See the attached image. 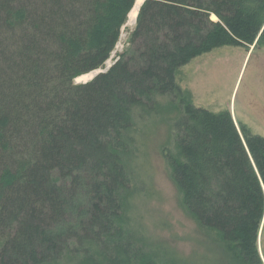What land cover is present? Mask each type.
I'll return each instance as SVG.
<instances>
[{"label":"trees","instance_id":"trees-1","mask_svg":"<svg viewBox=\"0 0 264 264\" xmlns=\"http://www.w3.org/2000/svg\"><path fill=\"white\" fill-rule=\"evenodd\" d=\"M134 1L0 0V264H157L122 225L129 132L157 98L177 110L168 162L184 210L228 263L263 264L264 137L195 106L174 76L263 39L264 0H145L129 46L75 83L104 68Z\"/></svg>","mask_w":264,"mask_h":264},{"label":"rangeland","instance_id":"rangeland-1","mask_svg":"<svg viewBox=\"0 0 264 264\" xmlns=\"http://www.w3.org/2000/svg\"><path fill=\"white\" fill-rule=\"evenodd\" d=\"M135 25L126 21L104 68L95 73L106 70L129 46ZM174 78L195 106L213 112L228 110L239 131L244 124L264 137V38L250 46L226 45L202 53L176 69ZM156 100L165 104L163 108L152 116L135 119L129 132L132 143L123 160L130 189L122 225L145 242L157 264H168L169 260L180 264H232L228 263L230 258L226 260L225 254H220L212 235L184 210L168 162L176 155L171 119L177 110L168 109L166 98ZM257 247L264 264V219Z\"/></svg>","mask_w":264,"mask_h":264},{"label":"bare ground","instance_id":"bare-ground-1","mask_svg":"<svg viewBox=\"0 0 264 264\" xmlns=\"http://www.w3.org/2000/svg\"><path fill=\"white\" fill-rule=\"evenodd\" d=\"M144 1H145V0H135V1H134V4H133L131 10L129 11V14L127 15V17H128L127 22H129L130 24H132V23L135 22V20H136V18H137L138 11H139V8H140V6L142 5V3H143ZM211 19H212V20H215V21L217 20L216 16L213 15V14L211 15ZM109 67H110V66H109ZM109 67H108V68H109ZM96 70H97V69H96ZM96 70L78 76L77 78L74 79V82H75V81H80V82H75V83H85V82H87L88 80L92 79L96 74L99 73L98 71H97L98 73H95ZM100 72H102V71H100ZM93 73H94V75H93Z\"/></svg>","mask_w":264,"mask_h":264},{"label":"water","instance_id":"water-1","mask_svg":"<svg viewBox=\"0 0 264 264\" xmlns=\"http://www.w3.org/2000/svg\"><path fill=\"white\" fill-rule=\"evenodd\" d=\"M135 22H136V20H135ZM100 72V71H99ZM75 82H80V81H75Z\"/></svg>","mask_w":264,"mask_h":264}]
</instances>
